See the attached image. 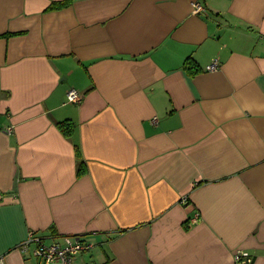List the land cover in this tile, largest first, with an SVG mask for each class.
I'll list each match as a JSON object with an SVG mask.
<instances>
[{
    "label": "crops",
    "instance_id": "1",
    "mask_svg": "<svg viewBox=\"0 0 264 264\" xmlns=\"http://www.w3.org/2000/svg\"><path fill=\"white\" fill-rule=\"evenodd\" d=\"M0 194V264H264V0H0Z\"/></svg>",
    "mask_w": 264,
    "mask_h": 264
},
{
    "label": "built area",
    "instance_id": "2",
    "mask_svg": "<svg viewBox=\"0 0 264 264\" xmlns=\"http://www.w3.org/2000/svg\"><path fill=\"white\" fill-rule=\"evenodd\" d=\"M204 10L200 3L193 4V12L198 15ZM218 67V62L207 67V71H214ZM82 94L76 90H71L67 94L66 103L78 104L82 101ZM11 133V129L7 130ZM1 198V194H0ZM197 216L195 217V220ZM91 244L85 243L80 237L66 236L62 242L46 244L35 231H30L27 240L20 246L21 252H30L35 258L42 261L43 264H74V258L82 251L90 250ZM254 255L248 251L238 250L234 253L233 264H253Z\"/></svg>",
    "mask_w": 264,
    "mask_h": 264
},
{
    "label": "trees",
    "instance_id": "3",
    "mask_svg": "<svg viewBox=\"0 0 264 264\" xmlns=\"http://www.w3.org/2000/svg\"><path fill=\"white\" fill-rule=\"evenodd\" d=\"M70 2L69 1H59V2H54L49 8H48V10H57V9H61V8H64V7H66L68 4H69ZM9 36H11V35H6L5 37H9ZM194 65V60L190 57V58H188L187 60H186V62H185V64H184V68L186 69V70H190L191 68H192V66ZM66 126V124L64 123L63 124V127H62V129L64 128ZM64 131L65 130H69L68 129V127H66L65 129H63ZM1 197H2V195H1ZM29 234V233H28ZM27 238H28V236H27ZM82 239V238H81ZM27 240V239H26ZM82 241L83 242H85V243H88V244H91L92 245V247H93V244L92 243H90V242H87L86 240H83L82 239ZM25 242V241H24ZM23 242V243H24ZM22 243V244H23ZM21 244V245H22ZM20 245V246H21ZM20 246H19V248H20ZM92 247H91V249H92ZM91 249L90 250H87V251H91ZM87 251H82L80 254H82L83 252H87ZM80 254H78L77 256H79ZM76 256V257H77ZM75 257V258H76ZM74 258V259H75ZM55 264H57V263H55Z\"/></svg>",
    "mask_w": 264,
    "mask_h": 264
}]
</instances>
